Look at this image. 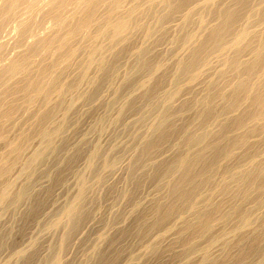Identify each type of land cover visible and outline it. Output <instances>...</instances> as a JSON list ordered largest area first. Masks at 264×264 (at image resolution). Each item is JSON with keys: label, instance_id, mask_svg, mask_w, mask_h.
Instances as JSON below:
<instances>
[{"label": "bare ground", "instance_id": "6f19581e", "mask_svg": "<svg viewBox=\"0 0 264 264\" xmlns=\"http://www.w3.org/2000/svg\"><path fill=\"white\" fill-rule=\"evenodd\" d=\"M66 1L53 0L51 17L44 12L41 19L64 22ZM98 1L81 2L85 5L79 13L67 11L71 23L62 24L63 32L56 30L63 35L38 38V34L0 72V81L7 77L0 83L8 89L9 77L33 64L34 54L51 41L58 48L56 58L44 63L40 78L32 76L36 81L31 88L26 87V77L12 81V91L24 85L27 93L18 91L22 95L10 102L6 98L8 104L0 113V137H4L26 105L37 100L53 68L69 59L61 72L54 73L39 107L15 136L2 140L6 149L0 155V252L7 248L11 255L0 264H75L73 258L79 256L64 257L65 251L91 219L104 229L99 226L102 230L96 235L89 226L96 241L85 256L79 254L80 261L85 257L79 264H122L124 258L132 264H164L176 257L180 264H264V0H137L104 36L83 47L82 56L75 55L77 42L97 15ZM112 1L115 8L132 2ZM34 2L4 0L1 32L18 10L38 3ZM30 26L29 19L23 21L21 33ZM138 36L142 39L136 43ZM105 88L112 91L106 95H112L109 99L103 96ZM88 113L97 116L88 120L91 128L86 131V121L81 120ZM81 124L86 132L80 137L69 132H80ZM119 126L127 137L121 141L123 133H115L119 140L114 141L126 140V146L99 137L112 131L109 127ZM33 140L40 145L29 152ZM128 150L131 156L125 157ZM121 161L128 164L125 175L118 170V178ZM109 175L121 180L109 182ZM71 176L76 184L73 178L68 184ZM65 184L67 188H60ZM67 184L77 186L72 187L75 194L60 206L52 205L59 201L58 186L71 190ZM107 204L118 208L111 212ZM49 206L56 208L46 218L43 212ZM7 212L15 219L13 225L4 222ZM39 215L47 219L43 226ZM33 224L40 226L43 236L60 234L57 239L45 237L50 242L42 236L46 244L38 237L41 232L33 240L29 232L31 242L27 239L28 245H21ZM226 231L232 237L223 241ZM85 237L81 245L91 242V236ZM135 242L136 246L142 242L141 251L140 245L134 249ZM219 242L223 245L217 254L214 248ZM46 245L48 254L43 256Z\"/></svg>", "mask_w": 264, "mask_h": 264}, {"label": "rangeland", "instance_id": "374dc122", "mask_svg": "<svg viewBox=\"0 0 264 264\" xmlns=\"http://www.w3.org/2000/svg\"><path fill=\"white\" fill-rule=\"evenodd\" d=\"M32 1V0H31ZM38 2V3H36V4H33V7H32V5H30L31 6V8L30 7H27V9L25 8L26 6H24L23 7V10L22 9H20L22 12H24V13H21V15L19 14V12H20V10H18V13L16 12L14 15H16V17H15V19L13 20V19H7L9 22L6 24V27H4V28H2V31L3 32H1V30H0V33H2V34H0L1 36H0V56H2V57H0V58H2V59H0V72L2 71V68H4L6 65H8L9 63H10V61L11 60H13V58L15 59L17 56H18V52L19 53H21V52H24V50L25 49H27L28 48V46H30L35 40V38L37 39V37L39 36L38 34H41L38 38H43V37H48V35L50 34H52V35H54V36H58L59 34L60 35H63V30H64V27H63V25H64V23H66L65 21H67L66 20V18H70V12H72V14L73 13H79L80 11H81V9H83L84 8V5H85V3H81V2H85L86 0H67L66 1V5H65V7H67L66 9H65V7L63 8V10H62V12L64 13V12H66V13H64L63 15L66 17V18H63L62 20H65L64 22L62 21H59V19H56V18H43L44 20H42L41 19V17H43V15L45 16L46 14H48V15H46V16H48V17H51V15L49 16V13H48V11H49V9H50V7H51V5H52V3H53V0H33V2ZM79 1V2H78ZM101 1V2H100ZM105 2V1H107V2H105V4L103 3V2ZM99 0L98 1V4H97V12H96V14L97 15H95V17H94V20H93V22L91 23V25L89 26V27H87L86 29H88V30H84L85 32H83V36L82 37H80V40L77 42L78 44H76L77 46H78V48H77V52H75V55H80L81 53H82V50L84 49L83 47L84 46H86V44H88L89 42H91V41H93V39H95V40H97V39H99V38H101L102 37V35L104 36V34L106 33V31H107V29H108V27H109V25L112 23V22H114V21H116L118 18H119V16H120V13L122 12V11H124L126 8H129L130 6H132L130 3H133V5L135 4V2L137 3L138 1H140V0H131L132 2H130L129 1V3H126V4H124V5H118L119 7H117L118 8V10H119V12H117L115 9H117V8H115L117 5H115V3L112 1V0ZM2 2H4V0L2 1V0H0V6L2 5L1 3ZM34 2V3H35ZM47 2V3H46ZM74 2V3H73ZM102 3V4H101ZM110 3V5H108V4ZM80 4V6L78 7L77 5H79ZM104 4V5H103ZM115 6H114V5ZM35 5V6H34ZM106 5V6H105ZM108 5V6H107ZM130 5V6H129ZM110 6H111V8H110ZM112 6H114V7H112ZM2 7V6H1ZM1 7H0V9H1ZM42 7H44V9L42 8ZM76 7H78V8H76ZM102 7H103V9H102ZM107 7V8H106ZM32 8H34L33 9V11H32ZM114 10H113V9ZM120 8V9H119ZM124 8V9H123ZM29 9H31V10H29ZM37 9V10H36ZM40 9V10H39ZM79 9V10H78ZM105 9V10H104ZM106 9H108V10H106ZM24 10H26V11H24ZM30 12H28V11ZM44 10V11H43ZM110 10V11H109ZM127 10V9H126ZM41 11V12H40ZM67 11H68V13H70L69 15H67L66 16V14H68L67 13ZM105 11H109V12H105ZM25 12H27V13H25ZM41 14V16L40 15H38L39 13ZM46 13V14H43V13ZM115 12H116V16L114 17V15H115ZM99 13H100V15H103L104 17V19L103 18H101L102 16H100L99 15ZM108 14V15H106V14ZM27 14H29V17H28V15ZM31 14V15H30ZM71 14V15H72ZM14 15L12 16V17H14ZM100 16V18H99V16ZM113 15V16H112ZM111 16V17H110ZM12 17H10V18H12ZM40 17V18H39ZM105 17H109L110 19L109 20H111L110 22H108L109 20H108V18H107V20L105 19ZM22 18H24V19H22ZM116 18V19H115ZM21 19H22V21H21ZM28 19H29V22H30V25H32V26H30V28H29V30L28 31H26L25 33H21V25H22V22L23 21H27L28 22ZM52 19V20H51ZM72 18H70V20H71ZM7 20L5 21V22H7ZM31 20V21H30ZM48 20H50V21H48ZM69 20V19H68ZM70 20L69 21H67V22H69V23H71L70 22ZM99 20V21H98ZM105 20V21H104ZM52 21V23H50ZM72 21V20H71ZM98 21V22H97ZM38 22V23H37ZM59 22V23H58ZM102 22H104V23H102ZM107 22V23H106ZM11 23V24H10ZM40 23V24H39ZM49 23V24H48ZM13 24H14V26H13ZM39 24V25H38ZM63 24V25H62ZM4 25V24H3ZM17 25V26H16ZM19 25H20V27H19ZM36 25H38L37 27H34V26H36ZM5 26V25H4ZM13 26V27H12ZM55 26H56V28H55ZM3 27V26H2ZM8 27V28H7ZM44 27V28H43ZM49 27V28H48ZM99 27V28H98ZM7 28V29H6ZM13 28V29H12ZM41 28L43 29V30H41ZM55 30H54V29ZM97 30H96V29ZM101 28V29H100ZM47 29V30H46ZM63 29V30H62ZM19 31V33H18V31ZM32 30V31H31ZM59 31V30H61L60 32H57V31ZM105 30V31H104ZM30 31V32H29ZM46 31V32H45ZM53 31H55V32H53ZM95 31H96V35H94L93 36V32L95 33ZM32 32H34V33H32ZM41 32H43L44 34H42ZM55 33V34H53V33ZM57 32V33H56ZM10 33V34H9ZM15 33V34H14ZM89 33H91L90 35H89ZM12 34H14V35H12ZM26 34H28V36L26 35ZM3 35V36H2ZM23 35V36H22ZM26 35V36H25ZM15 36V37H14ZM18 36V37H17ZM54 36H52V37H54ZM26 37V38H25ZM14 38H16V39H14ZM19 38V39H18ZM21 38H23V39H21ZM85 38L87 39V42L85 41ZM89 38V39H88ZM97 38V39H96ZM32 39V40H31ZM137 39L138 40H135V42L136 43H139L140 41H141V39H142V36H138L137 37ZM8 40V41H7ZM11 40V41H10ZM21 40V41H20ZM88 40H90V41H88ZM5 41H6V43H5ZM17 41H19L18 43H17ZM83 41H85V42H83ZM94 42V41H93ZM26 43V44H25ZM50 44H47V49H48V51L50 50L51 51V53L52 52H55V53H50V51L48 52L47 51V49H45V48H43V52H38V53H36V54H34V55H36L37 57H35V56H33V64L32 63H28V65L26 66L27 68L26 69H22V70H20V72H17V73H15V74H13L11 77H9V79H8V82H11V83H7L8 85H9V87H7L8 89H5V86H3L2 85V83H6L7 82V77H6V80H5V78L4 79H2L0 82H2V83H0L1 84V86H0V103H2L3 104V106L0 104V113L2 112V111H4L2 108L5 106H7V104H8V102L7 101H11L12 99H14L16 96H19V95H22V93H18V91H23V92H25V90H26V88H25V86L23 85L22 87H20V88H14V92L12 91V89L10 88L11 86H12V81L13 82H16L15 80H17V78H20V77H26V82L28 83H25V85H26V87L28 86H30L29 88H31L32 87V84H33V82L34 81H36L37 79H39L40 78V75H41V70H42V67L45 65L44 63L45 62H51L52 60H51V58H56V55H57V50H55V48L56 49H58L57 48V46L55 45V44H53V42L51 41V42H49ZM80 43V44H79ZM92 43V42H91ZM91 43H89V44H91ZM88 44V45H89ZM10 46V47H8V46ZM26 45V46H25ZM28 45V46H27ZM53 45V46H52ZM14 46H16V47H18V48H14ZM55 46V47H54ZM53 47H54V49H53ZM7 49H9V50H7ZM17 49V50H16ZM23 50V51H22ZM4 51H7L6 53L4 52ZM13 51V52H12ZM46 53H49V55H47ZM10 55V57H8ZM51 55V56H50ZM53 55V56H52ZM83 55H84V53H83ZM48 56H50V57H48ZM81 56H82V54H81ZM46 57V58H45ZM11 58V59H10ZM84 57H81L80 59H83ZM35 59V60H34ZM47 59H48V61H47ZM62 61V62H61ZM60 62H59V64L58 65H56V67L55 68H53V70L51 71V73L49 74V76L44 80V82H43V85H42V87H41V92H39L38 93V97H37V100H35V101H33V102H31V103H29V104H27L26 105V107L21 111L22 113H20V116H18L17 118H15L12 122H11V124H10V126H9V130L6 132V134H4V137H6V136H8L9 138H11V136L13 135V136H15V134H16V132H17V130L20 128V127H22L23 125H24V123L23 122H25V120L24 119H26L27 117H28V115H29V113L31 112V111H33V110H35L36 108H38L39 107V104H40V101H38V100H41L42 99V97L44 96V92H46V90H48V88H49V85L51 84V82L53 81V78L56 76V75H54V73H58V72H61V70L66 66L65 64L66 63H68V61H69V59L67 58V59H63V60H61ZM41 63L40 65H38V63ZM47 64V63H46ZM60 65V66H59ZM30 66H32V67H30ZM34 66V67H33ZM38 67V66H40V67H38V69L37 68H35V67ZM63 66V67H62ZM62 67V68H61ZM27 70V71H26ZM38 70V71H37ZM59 70V71H58ZM58 71V72H57ZM34 75V77L36 78V80L32 77ZM52 75H54L53 77H51ZM30 77H32V79H33V81H32V79L30 80ZM50 77V78H49ZM14 79V80H13ZM30 80V81H29ZM49 80V81H48ZM50 80H52V81H50ZM31 82V83H30ZM6 84V85H7ZM3 86V87H2ZM43 88H45V89H43ZM85 88H87V87H82V91H86L85 90ZM4 89V90H3ZM23 89H25V90H23ZM2 90V91H1ZM5 90H11L12 91V93H11V91H5ZM4 91H5V93H4ZM27 91H30V89H27ZM104 91H105V93L103 92V96H104V98L106 97V99H109V98H111V96L112 95H110L108 98H107V96L109 95V94H112V91L109 89H107V88H105L104 89ZM4 93L3 95H2V93ZM25 93H27V92H25ZM8 94V95H7ZM24 94V93H23ZM10 95V96H9ZM107 95V96H106ZM8 96V97H7ZM102 96V97H103ZM12 97V98H11ZM40 97H41V99H40ZM8 100H7V99ZM104 98H102V99H104ZM5 100V101H4ZM7 100V101H6ZM2 101V102H1ZM28 105H30V106H28ZM29 108H30V110H29ZM32 108V109H31ZM34 108V109H33ZM5 109V108H4ZM29 110V111H28ZM100 111H102L101 113H103V110L100 108ZM25 112V113H24ZM98 113H100L99 111H98ZM100 113V114H101ZM86 114H87V112H86ZM89 114V113H88ZM89 116V117H88ZM96 116L97 115H95L94 113H93V115L92 114H89V115H84L83 116V118H82V120H81V122L82 121H86V122H83L84 123V125H85V123L87 124L86 125V127H85V129H86V131H87V128H88V130H89V128H91V127H89V123L90 122H88V120L89 119H91L90 121L92 122V119H96ZM22 117V118H21ZM87 119H86V118ZM24 120V121H23ZM19 123V124H18ZM93 123H95V121H93ZM22 126H21V125ZM92 124V123H91ZM90 124V126H92ZM84 125L83 124H81V129H80V132H74V131H69V129L66 131V134L65 135H67V132L69 131V132H72L74 135H79V136H75V137H80L81 136V133H82V131L84 130L85 131V129H84ZM20 126V127H19ZM112 127H109L108 129L109 130H112L114 133L112 134V139H109V138H111V133H112V131H109L108 132V129H107V131L106 132H108V133H110L109 135H108V133H107V135L105 136L104 134H101L99 137H101V138H106L107 136V138L109 139H102L103 141L104 140H106V141H113L114 143H117L118 144V142H120V141H117V142H115L116 141V139L117 140H119V138L121 139V141L122 140H124V139H126V137L127 136H125L126 135V131H124V132H122L123 131V126H119L118 128H116V129H111ZM16 129V130H15ZM120 129H121V131H120ZM85 131V132H86ZM117 131V132H116ZM106 132H104V133H106ZM119 132L120 133H123V134H121V135H123V136H121L120 134H119ZM11 133V134H10ZM116 133V135H120L121 137H119L118 138V136H117V138H114L115 136H113L114 134ZM118 133V134H117ZM71 134V133H70ZM73 134H71L70 136H73ZM125 134V135H124ZM102 135H103V137H102ZM128 135V134H127ZM69 136V135H68ZM4 137L2 136V137H0V155L5 151V149H6V142L5 141H2L3 139H4ZM94 139H95V135H93L92 136ZM97 137V136H96ZM98 137V139H101V138H99ZM13 138V137H12ZM71 138V137H70ZM114 138V139H113ZM123 138V139H122ZM35 139H38V138H35ZM75 139V138H74ZM76 139H78V138H76ZM97 139V138H96ZM115 140V141H114ZM127 140H129V139H127ZM34 141L35 140H33V142H32V145H31V150L29 149V152H31L35 147H38L39 145H40V142L38 141V140H36L35 141V143H34ZM71 141H75V142H77V140H72L71 139ZM100 141V140H99ZM105 141V142H106ZM126 141V140H125ZM123 142V143H119L118 145H120L121 144V146H126L125 144H127V142ZM3 142V143H2ZM37 142V143H36ZM39 142V143H38ZM100 142H102V141H100ZM74 143V142H73ZM108 142H106V144H107ZM37 144H38V146H37ZM102 144V143H101ZM105 144V143H104ZM104 144H102V146L104 145ZM109 144V143H108ZM104 146H106V145H104ZM104 148V147H103ZM4 149V151H2ZM129 151V150H128ZM127 151V152H128ZM127 152H126V154H127ZM125 154V157H130L131 156V153H130V151H129V153L127 154V155H129V156H127ZM125 157L123 158V160L125 159ZM130 160V158H127V159H125V161H127V160ZM54 164V161H52L51 162V166ZM124 163V161H121L120 162V164H119V166H120V168H119V166H118V168H116V170H117V173L115 174V170H113V172H111V175H113V174H115V176H118V178H120L119 177V172H118V170H120V173H122V174H124L125 175V173H126V169H127V167H126V165L128 164V162H126L127 164L126 165H124L123 164ZM125 166V167H124ZM80 167H84V165L83 164H80ZM81 169H83V168H81ZM17 171V170H16ZM15 171V172H16ZM14 172V174H16ZM13 174V175H14ZM12 175V177H13V179H14V177H15V175L13 176ZM111 175H109L110 176V180H109V182H113L114 180H117L115 177H111ZM123 175V176H124ZM71 178H73V176H71L70 178H69V181H68V184L70 183V182H72L71 180ZM111 178H112V180H111ZM122 178V177H121ZM45 180H46V182H47V179L46 178H44ZM44 179H42V180H44ZM71 179V180H70ZM41 180V181H42ZM73 182H75V184H76V182H77V179L76 178H73ZM119 180H121V179H118L117 181H119ZM45 182V183H46ZM115 182V181H114ZM42 183V182H41ZM45 183H43V184H45ZM67 184V185H68ZM73 185L72 184V186H69V187H71V190H69V189H58L59 188V186H62V187H60V188H64L65 186H66V184L65 185H59L57 188H56V190H58V192H56V194H58V198H59V201H60V204H58L59 203V201L57 202V203H55V199H57L58 200V198L56 197V198H54V200L55 201H53L54 202V204H52V205H57V206H60V205H62L63 203H65V198H67V199H69L70 197H72L74 194H75V192H74V190H76V185ZM71 185V184H70ZM73 186H76V187H74L75 189H72V187ZM66 188H67V186H66ZM55 190V191H56ZM68 191H70V192H68ZM150 190L149 189H147V191L144 193V195H147V193L149 192ZM66 192V193H65ZM65 193V194H64ZM73 193V194H72ZM56 194H55V196H56ZM63 194V195H62ZM64 195H66V196H64ZM64 197V198H63ZM108 207H110V208H112V211L111 212H113V211H116L117 210V208H118V206H115V205H113V206H111V204L110 205H108L107 204V209H108ZM54 208H56V207H54ZM53 208V206H49V209H48V211L47 212H43V214H45V215H43V216H45L46 218L48 217L47 215L50 213V212H54L55 211V209ZM113 208H115L114 210H113ZM50 209H54V210H52V211H49ZM111 210V209H110ZM108 211V210H107ZM107 213V212H106ZM108 213H109V211H108ZM7 214L9 215V214H11L10 212H7L6 214H5V217L7 216ZM41 215V214H40ZM39 215V217L41 218V220H40V218H39V220H40V222H39V220L37 219V221L39 222V223H41L40 224V226H43L44 225V223H45V221L47 220L46 218H44L43 216V218L41 217ZM9 217H10V215L8 216V217H6V219L7 220H5V218H3V220H5L4 222H6V224L7 225H13V224H11V222H13V223H15L14 222V220L15 219H13V218H11V220L9 219ZM43 219V220H42ZM235 219V218H234ZM13 220V221H12ZM92 220V219H91ZM91 220L90 221H88V223L87 224H85L87 227H85V229H83V227L85 226V225H83L82 226V229L81 230H78L76 233H75V235L74 236H76V237H74L75 239H71V240H73L74 242H70V243H72V247H70L71 245H69L68 246V248H67V250L65 251V252H68V254L67 253H65L64 254V257H65V255H67L66 257H68V255H69V258H73L74 256L73 255H75V254H77L79 257H80V255L79 254H81L82 252H83V254H81V255H84V254H86L90 249H91V247H92V243H95L94 241H96V239H93V237H96V236H93V233H92V235H90V233H91V231H90V229H89V226H90V228H91V230H93V232H96V235L98 234V232H99V229H101V227L103 226V225H96V222H95V220L93 219L92 221H94V222H91ZM238 220V217L235 219V220H232L231 219V221L232 222H235V221H237ZM37 221L35 222V224H38L37 223ZM122 223V222H121ZM93 224H95V226L93 225ZM40 226H34V224H33V226L31 227L30 226V229L28 230V232L26 233V238L24 237L22 240H23V242H22V240H21V245H28L27 244V241L29 240L30 241V239H28V233L30 232V237H31V239L33 240L34 238H37L36 236H38L39 235V233L38 232H41V236H38V237H42L43 236V233H45V232H42V231H40L38 228L40 227ZM99 226H101V227H99ZM34 227V228H33ZM87 228L89 229V230H87ZM103 228V227H102ZM104 229V228H103ZM39 230V231H38ZM83 230V231H82ZM85 230H87V232H85L84 233V231ZM102 230V229H101ZM81 231V232H80ZM33 232V233H32ZM58 232H60V231H57V232H55L54 233V235L52 236V233H50V235H51V237H49V239L51 240V238H53L55 235V238L54 239H57L56 237H58L59 236V234L60 233H58ZM89 232V236H91L90 238H91V242H90V240H87L86 242H87V245L86 244H83V245H81V243H82V241H83V239H84V237H85V235H86V233H88ZM31 233H32V235H31ZM37 233H38V235H37ZM226 233H227V231H226ZM232 233V232H231ZM49 235V233H47L46 232V235L45 236H43L44 238L45 237H47V236H50ZM81 236V238H80V236ZM224 235H225V232H224ZM222 236V237H225L226 236V238H222V240L224 241H226V240H228L229 238H231L232 236L230 235V232H228L227 233V235H230V237L228 236L227 237V235H225V236ZM88 235L86 236L87 237V239H89L88 237H89ZM93 236V237H92ZM85 237V238H86ZM48 238V237H47ZM47 238H45L46 240H48ZM26 239V240H25ZM28 239V240H27ZM41 239H43V238H41ZM92 240H94V241H92ZM42 241H45L44 239L42 240ZM49 241V240H48ZM48 241H45V243L46 242H48ZM88 241L90 242V244L91 245H89L88 244ZM201 241V240H200ZM223 241H222V243H223ZM31 242V241H30ZM29 242V243H30ZM50 242V241H49ZM48 242V243H49ZM206 241H204L203 243H205ZM221 242V241H220ZM218 243V245L219 244H222V243ZM25 243V244H24ZM48 243H46V244H48ZM44 244V243H43ZM134 244H135V246H134ZM133 244V246H134V249L135 248H138L139 249V247H137L138 245H140V251L142 250V248H143V244H142V242L140 243V244H138L137 246H136V242ZM73 245H76V246H73ZM216 245L217 247L216 248H214L215 250H216V252H217V254H219V250L220 249H222V247H220L221 245ZM223 245V244H222ZM89 246H90V248H89ZM215 246V245H214ZM43 247V250L44 251H46L45 249H46V247H47V245L46 246H42ZM75 247H77V248H75ZM88 247V248H87ZM45 248V249H44ZM71 248V249H70ZM133 248V247H132ZM213 249V250H214ZM4 250V249H3ZM2 250V251H3ZM8 250H10V249H7L6 248V250H4L3 251V254H1L2 253V251L0 252V255H3V257L2 256H0V257H2V258H0L1 260H4V259H6V258H8V257H10V255H11V250L9 251V252H7ZM214 250V251H215ZM79 251V252H78ZM81 251V252H80ZM136 253H141L140 251H136V250H134ZM213 251V252H214ZM41 252H43V251H41ZM84 252H86V253H84ZM216 252H214V253H216ZM46 253V255L48 254V251H46V252H43V256H45L44 254ZM8 254V255H7ZM8 257H7V256ZM41 255H42V253H41ZM70 255L71 256H73V257H70ZM6 256V257H5ZM85 256V255H84ZM83 256V257H84ZM77 257V256H75L73 259L76 261V263L75 264H79L80 262L82 263V261L84 260V258H83V260L82 261H80L81 259H82V257ZM178 257H180V256H178ZM69 258H64L65 260H72V259H69ZM125 259L126 258H124V260H122L121 262H119V263H124L125 262ZM7 260V259H6ZM127 260V259H126ZM178 261V262H176V261ZM131 262V261H130ZM84 264H86L85 262H83ZM126 264H132V263H134L133 261H132V263H129V262H125ZM180 264L181 263V260H180V258H177L176 257V259L174 258V259H171V261L170 260H168V262H166V263H164V264ZM10 264H12V263H10ZM163 264V263H162Z\"/></svg>", "mask_w": 264, "mask_h": 264}]
</instances>
